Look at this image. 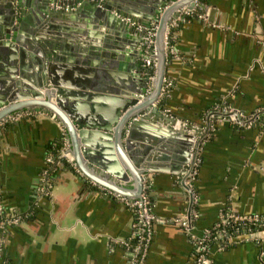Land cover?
Masks as SVG:
<instances>
[{"label":"crops","instance_id":"1","mask_svg":"<svg viewBox=\"0 0 264 264\" xmlns=\"http://www.w3.org/2000/svg\"><path fill=\"white\" fill-rule=\"evenodd\" d=\"M147 1L123 3L144 12ZM194 2L193 12L182 15L174 29L176 56H166L158 98L162 116L154 115L151 124L164 129L163 121L176 119L174 128L191 126L204 138L191 185L187 179L182 183V174L170 171H148L143 176L155 216L144 264H194V237L210 229L220 214L264 215V121L248 124L240 115L249 118L264 112V0ZM1 4L0 35L7 16ZM92 26L94 39L82 42L87 49L96 48L88 54L90 62L98 61L92 68L99 78L105 75L103 70L116 76L140 47L120 42L122 49L115 50L109 42L114 35ZM51 30L59 49L67 52L65 46H71L61 34L65 27L58 24ZM80 38L86 40V34ZM76 60L80 63L82 57ZM226 107L238 118L223 116ZM23 111L0 121V206L7 214L22 217L16 225L0 227V264H131L132 245L123 243L136 232L131 207L62 161L47 179V189L48 147L59 141L63 126L41 110ZM158 154L171 156L152 150L151 162L157 168L173 165L171 159L153 160ZM133 185L129 180L125 186L131 190ZM175 218H185L190 231ZM211 261L264 264V242L214 247Z\"/></svg>","mask_w":264,"mask_h":264},{"label":"water","instance_id":"2","mask_svg":"<svg viewBox=\"0 0 264 264\" xmlns=\"http://www.w3.org/2000/svg\"><path fill=\"white\" fill-rule=\"evenodd\" d=\"M0 2L7 15L0 35V121L24 109L55 115L66 131L76 169L92 182L126 198L141 197L143 176L148 171L180 173L184 183L196 167L204 136L191 126L177 130L176 119L163 121L167 125L164 129L154 127L151 120L161 115L158 98L165 76V28L181 8H186L183 15L193 12L194 0H150L144 12L124 5L123 0ZM152 23L157 24V65L150 80L153 68L141 61L150 57L145 48L146 32ZM58 24L65 27L61 34L71 46H65L67 52L59 49L58 37L51 30ZM92 24L114 35L109 42L115 50L122 49L120 42L140 47L131 64L120 65L116 73L120 80L105 70L102 72L109 78H99L92 68L98 61L90 62L88 54L96 48L87 49L82 44L96 35ZM84 34L83 41L80 35ZM64 53L67 56L59 57ZM76 56L82 57L80 63H76ZM62 60L67 62L60 63ZM231 115L238 118L236 111L223 116ZM155 148L171 156L158 154L153 160L171 159V167L157 168L152 164L150 155ZM129 180L134 184L131 190L125 186Z\"/></svg>","mask_w":264,"mask_h":264},{"label":"built area","instance_id":"3","mask_svg":"<svg viewBox=\"0 0 264 264\" xmlns=\"http://www.w3.org/2000/svg\"><path fill=\"white\" fill-rule=\"evenodd\" d=\"M186 12V8L183 7L177 13L175 18H170L168 24L165 28L164 32V50L166 56H176V48L173 44H170L169 37L170 32L177 26L178 20L182 17V15ZM187 14V13H186ZM157 24L152 23L150 29L147 30V44L145 51L149 54V58L144 61L146 66H150L153 68V72L150 75V80H152L155 76L156 71V50L154 46L155 35H156ZM175 35V33H174ZM235 111L231 108L226 107L224 112L230 113ZM26 111H19L8 116V118H16L23 114ZM244 121H247L248 124L255 122L256 120L264 121V112L261 114H256L253 117H246L243 114H240ZM52 119H56L55 115L50 114ZM3 119V120H5ZM61 143V147L58 153V160L66 162L73 169H76L74 159L69 152L70 143L66 134L64 127L61 130V136L59 139ZM46 164H53L55 162L54 155L48 152L46 157ZM197 166V161H196ZM196 169V167H195ZM195 169L191 173V175L187 178L188 185H191L194 177H195ZM78 171V170H77ZM79 172V171H78ZM47 178L44 181L47 189L50 188V182L47 180L50 177L48 175V171L45 170L44 174ZM127 183V182H126ZM125 183V185H126ZM93 185L98 187L104 193L111 194L114 197L120 198L125 203L131 207L134 212V216L136 219V232L133 237L129 240L123 241L124 244L129 245L133 243V254L134 258L131 264H144V259L146 257L147 250L149 248V244L153 235V225L155 221V216L152 212V203L146 193V185L143 181V192L139 199H135L133 201H129L126 197L117 194L103 186H100L94 182ZM49 192L45 190V193ZM22 217L16 214H7L4 209L0 206V227L5 228L7 226L16 225L20 223ZM174 222L180 225L186 232L190 231V224L185 220V218H175ZM230 231V233H229ZM217 234L220 237H225L223 239V243L217 246L218 250H222L225 247L236 244L240 241H254L255 243L261 245L264 242V215L261 214H252V215H236L231 212L225 211L220 214L216 223L210 228L205 230L200 236L194 237V250L192 253V260L194 264H212L211 256L213 247H211L207 242L209 238L213 235Z\"/></svg>","mask_w":264,"mask_h":264},{"label":"trees","instance_id":"4","mask_svg":"<svg viewBox=\"0 0 264 264\" xmlns=\"http://www.w3.org/2000/svg\"><path fill=\"white\" fill-rule=\"evenodd\" d=\"M175 29V28H174ZM174 29L170 32V37H169V42L170 44H173L174 43ZM61 147V143L60 141H57L55 144H52L48 147V152L52 153L54 155V158H55V162L53 164H46L45 166V170L48 171V175L52 174L54 171H56L59 166H58V162L60 160H58V153H59V149ZM63 162V161H62ZM64 164V163H63ZM64 166H66V164H64ZM146 192H147V189H146ZM230 233V231H229ZM226 237V236H225ZM225 237H220L218 236L217 234H213L209 240H208V244L211 246V247H217L219 244H222L223 243V239ZM131 245L133 246V243H131ZM226 248V247H225ZM3 264H7V263H3Z\"/></svg>","mask_w":264,"mask_h":264}]
</instances>
